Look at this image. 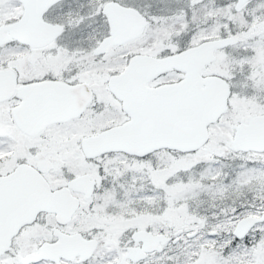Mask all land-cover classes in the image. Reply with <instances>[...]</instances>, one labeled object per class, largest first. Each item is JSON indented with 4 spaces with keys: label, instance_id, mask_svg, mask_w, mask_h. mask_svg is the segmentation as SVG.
<instances>
[{
    "label": "snow or ice",
    "instance_id": "6c2138e0",
    "mask_svg": "<svg viewBox=\"0 0 264 264\" xmlns=\"http://www.w3.org/2000/svg\"><path fill=\"white\" fill-rule=\"evenodd\" d=\"M0 264H264V0H0Z\"/></svg>",
    "mask_w": 264,
    "mask_h": 264
}]
</instances>
